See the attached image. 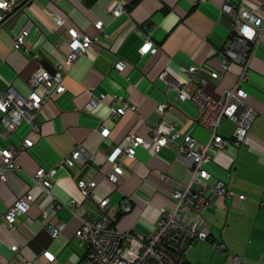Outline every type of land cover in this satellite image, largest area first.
Instances as JSON below:
<instances>
[{
	"label": "crops",
	"instance_id": "obj_1",
	"mask_svg": "<svg viewBox=\"0 0 264 264\" xmlns=\"http://www.w3.org/2000/svg\"><path fill=\"white\" fill-rule=\"evenodd\" d=\"M117 1L98 0L89 5L87 0H33L0 25V89L10 86L21 97L30 92L28 80L39 67L55 65L70 51L63 39L67 28L75 26L99 38L91 54L81 55L69 67L64 79L66 92L59 100L46 103L39 112V134L33 133L26 121L16 133L9 134L0 121V147L18 145L25 137L35 142L18 157L23 171L9 172L8 180L0 184V214L28 190L35 196L29 217L22 225L0 230V264H25V257H36V264H46L41 253L47 249L57 255V264H77L84 257L85 249L76 238L80 220L67 208L59 210L57 216L65 228L61 236L53 239L41 214L52 196L59 202L83 199L72 178L79 171L70 170L72 177L65 170L57 171L49 191L32 181L38 168H54L75 144L83 143L89 150L100 152L95 164L98 170L88 168L97 183L95 198L109 197L115 211L119 210L121 200L131 198L132 209L122 215L117 229L145 238L158 226L160 208L172 207L171 193L181 182L191 179L190 170L171 148L157 155L139 148L135 159L126 160L125 173L115 186L106 179L110 164L104 163L105 153L122 143L131 131L149 138V127L160 120L156 108L165 100L171 102L166 116L178 124L181 132L204 142L210 139V134L196 124L195 105L180 100L157 78L170 61L184 66L208 62L219 69L217 53L235 31V16L224 12L223 5L239 4L242 0H131L121 15L114 16L111 11ZM53 16L65 19V25L56 28ZM98 19L104 22L102 32L94 26ZM29 24L31 51H15L16 34ZM144 38H150L160 52H138ZM36 53L38 58L34 57ZM120 61L126 63L124 70L115 67ZM248 64L246 81L240 80L242 66L235 63L219 79L200 72L208 94L217 98L239 84L249 94L247 105L258 112L248 134L250 146L220 151L215 155L216 165H207L215 178L228 179L229 189L237 197L208 209L204 217L210 236L224 242L231 253L245 256L243 264H264V37L252 48ZM90 86H96L98 92L125 95L129 104L139 108L111 123L112 134L106 140L99 128L102 120L110 117V99L99 102L94 112L82 111L90 98ZM234 127L232 121H223L220 134L230 139ZM225 169L230 171L229 178ZM161 174H167L168 179H161ZM240 195L246 198L240 199ZM88 210L98 214L93 198L88 199ZM14 244L25 246L23 254L14 255ZM187 264H231V259L215 252L209 243L199 242L188 252Z\"/></svg>",
	"mask_w": 264,
	"mask_h": 264
},
{
	"label": "built area",
	"instance_id": "obj_2",
	"mask_svg": "<svg viewBox=\"0 0 264 264\" xmlns=\"http://www.w3.org/2000/svg\"><path fill=\"white\" fill-rule=\"evenodd\" d=\"M32 1L0 0V25L18 10L25 9ZM130 2L131 0H118L111 14L121 15ZM223 11L235 16V31L217 53V58L221 62L220 68L216 69L208 62L184 66L170 61L157 78L167 85L168 91L175 92L180 100H189L195 105L196 124L210 134V139L204 142L192 134L181 132L178 124L167 118L171 102L165 100L156 108L160 120L149 127V138L131 131L124 136L122 143L115 146L110 153H105L104 163L110 164L106 179L115 186L119 185L125 173L126 160L135 159L139 148H144L155 155L165 148H171L190 170L191 179L185 183L181 182L170 195L172 207L169 210L165 206L160 208L162 217L152 234L140 238L117 229L118 214L127 213L132 209L130 197L121 200L118 211L113 209L109 197L103 199L94 197L93 192L97 183L88 168L93 172L98 170L95 164L99 151L93 152L83 143H77L54 168L40 167L34 173L33 185L49 191L53 185L52 178L57 171L65 170L69 175L70 170L79 171L73 177L70 176L77 184L83 199L79 201L71 198L67 202H59L52 196L41 212L53 239L61 236L65 228V223L57 216L59 210L67 208L80 220L76 238L85 249V255L77 264H187L188 252L199 242H207L215 252L228 255L231 264H243L245 256L231 253L227 245L213 239L207 229L204 213L227 198L237 197L229 189L228 179L215 178L207 169V165H216L215 155L220 151L228 152L230 148L250 146L248 134L258 112L247 105L249 94L239 84L226 89L217 98L208 94L206 82L200 77V72H207L212 78L219 79L230 70V65L235 63L242 66L240 80L249 79L248 58L252 48L264 37V0H242L239 4L226 3L223 5ZM53 18L56 28L65 25V19L56 16ZM31 26L32 24L23 27L16 34L13 45L15 51H31L29 41ZM94 26L102 32L103 20L98 19ZM63 39L70 51L55 65L41 66L34 72L28 80L30 92L27 96H17L10 86L0 89V121L6 133H16L21 123L26 121L30 124L32 132L39 134L41 132L39 112L46 103L59 100L66 92L64 79L69 67L81 55L91 54L95 43L99 42L98 37H91L75 26L66 29ZM138 52L155 55L160 52V48L150 38H144ZM39 56L38 53L34 55L35 58ZM115 67L124 70L126 63L117 62ZM88 91L90 98L82 108L86 113L94 112L99 102L107 100L108 97L110 99V117L102 120L99 128L104 140L112 134L111 123L118 121L127 113H136L139 109L136 105L129 104L125 95L98 92L96 86H90ZM226 120L232 121L235 126L230 139L220 134L221 124ZM34 145V140L25 137L18 145L0 147V184L8 180L9 172L23 171L17 161L18 157ZM225 170L229 178L230 171ZM160 177L163 180L168 179L167 174H161ZM212 196L217 197V200L214 201ZM238 197L246 198L244 195ZM89 198L94 199L98 214L88 210ZM34 203L35 196L30 190L18 196L14 203L0 214V230L3 227L17 229L23 224V220L29 217ZM128 239L138 245V248L130 247L129 257L125 253L126 247L130 244ZM24 248L25 246L14 244L12 246L14 255L23 254ZM41 257L46 264L58 262L57 255L50 249L44 250ZM36 259L25 257L24 262L36 264Z\"/></svg>",
	"mask_w": 264,
	"mask_h": 264
},
{
	"label": "rangeland",
	"instance_id": "obj_3",
	"mask_svg": "<svg viewBox=\"0 0 264 264\" xmlns=\"http://www.w3.org/2000/svg\"><path fill=\"white\" fill-rule=\"evenodd\" d=\"M128 241H129V245L126 247V249H125V253H126V256L127 257H129L130 256V254H131V249H130V247H135V248H138V245L136 244V243H132L131 242V240L130 239H128Z\"/></svg>",
	"mask_w": 264,
	"mask_h": 264
},
{
	"label": "trees",
	"instance_id": "obj_4",
	"mask_svg": "<svg viewBox=\"0 0 264 264\" xmlns=\"http://www.w3.org/2000/svg\"><path fill=\"white\" fill-rule=\"evenodd\" d=\"M97 1H98V0H87V3H88L89 5H93V4H95ZM122 215H123V214H118V216H117V217H118L117 222L121 219Z\"/></svg>",
	"mask_w": 264,
	"mask_h": 264
}]
</instances>
